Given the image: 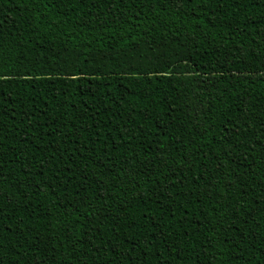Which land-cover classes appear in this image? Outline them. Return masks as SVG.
I'll use <instances>...</instances> for the list:
<instances>
[{"label":"trees","instance_id":"trees-1","mask_svg":"<svg viewBox=\"0 0 264 264\" xmlns=\"http://www.w3.org/2000/svg\"><path fill=\"white\" fill-rule=\"evenodd\" d=\"M0 264H264V0H0Z\"/></svg>","mask_w":264,"mask_h":264}]
</instances>
